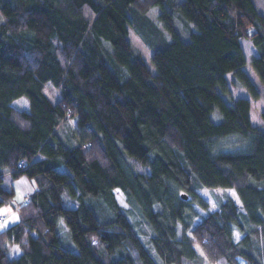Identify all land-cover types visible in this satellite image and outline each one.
Here are the masks:
<instances>
[{
    "label": "trees",
    "instance_id": "1",
    "mask_svg": "<svg viewBox=\"0 0 264 264\" xmlns=\"http://www.w3.org/2000/svg\"><path fill=\"white\" fill-rule=\"evenodd\" d=\"M155 6L161 47L143 35ZM245 38L264 83L254 0H0V211L7 175L37 186L0 231V264H264V128L250 98H225L229 72L261 95ZM205 188L241 207L226 192L210 210Z\"/></svg>",
    "mask_w": 264,
    "mask_h": 264
},
{
    "label": "rangeland",
    "instance_id": "2",
    "mask_svg": "<svg viewBox=\"0 0 264 264\" xmlns=\"http://www.w3.org/2000/svg\"><path fill=\"white\" fill-rule=\"evenodd\" d=\"M255 5L257 10L262 13L264 15V0H254ZM161 7L160 6H155L152 8L149 17L151 18V20L153 21V24L155 25V27L152 28H146V30L143 29V35L146 36L150 42L154 43L155 47H161L163 46V41L159 42V36L162 37H167L168 39H170L169 34H167V32L162 29V24L159 21L158 18V13L161 12ZM150 23V21H149ZM130 39L133 42L135 48L138 49V51H140L150 70L152 71V73H156L157 72V68L155 66V64L153 63L151 56L153 53V49L148 46V44L146 43V41L143 40V36L140 34L139 29L133 25H130ZM175 27L176 29L180 32L181 37L185 40H187L189 38V32L191 29H193L192 24L187 23L186 21L182 20V18H180L178 15L175 16ZM163 31H160V29ZM163 34V35H162ZM243 48L246 52L247 55V63L245 64L244 68L245 70L249 73V75L251 76V79L253 80V82L257 85L261 95L258 98H255L253 96V94L248 90L247 87L240 85V84H235L233 82V77L234 74L232 72H229L227 74V78L230 82V87H231V91L229 93L225 94V98L228 101H234L239 97H248L251 99L252 102V108H251V121L254 125L260 126L261 128H264V119L262 117V112L264 111V83L261 81L260 76L258 75L257 71L255 70V68L252 65L251 59H252V55L255 51L254 46L252 45L251 41L243 39ZM264 45V44H263ZM25 101H27L26 98H21L19 100H16L14 102V105L19 107V108H28V101L27 103H25ZM212 118L215 122H219L222 119L221 113L219 111V108H215L213 113H212ZM237 140H235L234 142L236 143ZM232 142L231 144L227 143L228 147H233L236 144ZM7 181V182H6ZM34 182V180H33ZM17 181L14 180L11 175H7L5 177V180L3 182L4 186L6 188H12L16 186ZM35 183V182H34ZM229 193L236 201V203L239 205V207H241V200L239 198V196L237 195L236 191L234 189H224V188H205L202 189L200 191L201 195L207 199V201L209 202V209L210 210H214L217 209V198L220 197H225V194ZM115 194L116 197L118 199V201L125 207L128 206V203L126 202L125 196L122 193V191L118 188L115 189ZM22 196L19 192H17V194L15 195V197L8 203H6L2 209H7L8 207H10L12 204H18L14 207V211L18 214H20V208H19V204H21L23 202L22 200ZM12 207V208H13ZM197 208H201L199 206H197ZM200 214L196 217L194 223H197L199 220L202 219V216L206 214V211L202 209H199ZM21 215V214H20ZM130 218L131 214L129 215ZM8 219L7 214H5L4 212H0V225H2V227H0V230H3L4 228L8 227L11 223H13L14 219ZM6 224V225H5ZM180 234L181 231H180ZM15 248V246H13L12 250ZM15 251H12V253L14 254Z\"/></svg>",
    "mask_w": 264,
    "mask_h": 264
},
{
    "label": "crops",
    "instance_id": "3",
    "mask_svg": "<svg viewBox=\"0 0 264 264\" xmlns=\"http://www.w3.org/2000/svg\"><path fill=\"white\" fill-rule=\"evenodd\" d=\"M17 183H16V188L18 190V192L21 194V196L23 197L22 200L25 201L28 196L33 193L35 191V189L37 188L36 183L33 182L32 179L28 178L27 176L23 175L21 177H19L18 179H16ZM16 206V204H12L10 207H8L7 209H2L1 208V213L4 212L5 214H7L8 219H14L13 223L17 222L18 220H20L21 216L20 214L16 213L13 209ZM13 207V208H12ZM11 223V224H13ZM6 225V224H5ZM1 231V230H0ZM15 248H17L15 246ZM19 252H15V254H17Z\"/></svg>",
    "mask_w": 264,
    "mask_h": 264
},
{
    "label": "clouds",
    "instance_id": "4",
    "mask_svg": "<svg viewBox=\"0 0 264 264\" xmlns=\"http://www.w3.org/2000/svg\"><path fill=\"white\" fill-rule=\"evenodd\" d=\"M25 103H27V101H25ZM22 163H23V162H22ZM6 182H7V181H6ZM25 215H26V213H25ZM61 223H63V221H61ZM24 246L27 247V243H26V242H24ZM13 251H15V252H19L20 249H19V248H14ZM240 264H244V262L241 261Z\"/></svg>",
    "mask_w": 264,
    "mask_h": 264
},
{
    "label": "water",
    "instance_id": "5",
    "mask_svg": "<svg viewBox=\"0 0 264 264\" xmlns=\"http://www.w3.org/2000/svg\"><path fill=\"white\" fill-rule=\"evenodd\" d=\"M183 195H184V198H187L188 197L187 194H185V193Z\"/></svg>",
    "mask_w": 264,
    "mask_h": 264
},
{
    "label": "snow or ice",
    "instance_id": "6",
    "mask_svg": "<svg viewBox=\"0 0 264 264\" xmlns=\"http://www.w3.org/2000/svg\"><path fill=\"white\" fill-rule=\"evenodd\" d=\"M0 227H2V225H0Z\"/></svg>",
    "mask_w": 264,
    "mask_h": 264
}]
</instances>
